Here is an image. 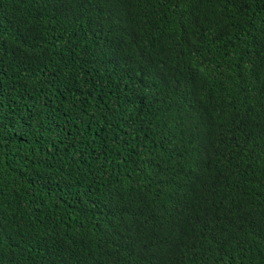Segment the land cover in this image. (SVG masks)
Masks as SVG:
<instances>
[{"label":"trees","instance_id":"trees-1","mask_svg":"<svg viewBox=\"0 0 264 264\" xmlns=\"http://www.w3.org/2000/svg\"><path fill=\"white\" fill-rule=\"evenodd\" d=\"M0 264H264V0H0Z\"/></svg>","mask_w":264,"mask_h":264}]
</instances>
